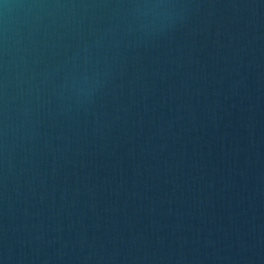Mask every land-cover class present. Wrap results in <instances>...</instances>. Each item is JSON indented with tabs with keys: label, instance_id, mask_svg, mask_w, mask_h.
Masks as SVG:
<instances>
[{
	"label": "water",
	"instance_id": "95a60500",
	"mask_svg": "<svg viewBox=\"0 0 264 264\" xmlns=\"http://www.w3.org/2000/svg\"><path fill=\"white\" fill-rule=\"evenodd\" d=\"M0 264H264V0H0Z\"/></svg>",
	"mask_w": 264,
	"mask_h": 264
}]
</instances>
